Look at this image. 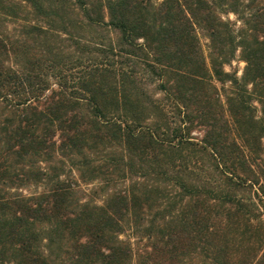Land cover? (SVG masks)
Masks as SVG:
<instances>
[{"label": "trees", "instance_id": "trees-1", "mask_svg": "<svg viewBox=\"0 0 264 264\" xmlns=\"http://www.w3.org/2000/svg\"><path fill=\"white\" fill-rule=\"evenodd\" d=\"M263 141L264 0H0V264H264Z\"/></svg>", "mask_w": 264, "mask_h": 264}, {"label": "rangeland", "instance_id": "rangeland-1", "mask_svg": "<svg viewBox=\"0 0 264 264\" xmlns=\"http://www.w3.org/2000/svg\"><path fill=\"white\" fill-rule=\"evenodd\" d=\"M228 16L232 20L236 19V16L233 13H230ZM202 41L205 44V47H207L208 39L206 38V36L202 35ZM244 67H245V62L242 61V59L240 57V53L238 52L236 58L232 61V63L230 65L226 66V69L228 71H236V72H238L239 76H242ZM203 134H204V131L202 128H199V127L194 128L193 135L195 137L201 138L203 136ZM80 184H81V186L78 187V196L82 200H87V199L92 198V199H96L97 201L101 202L100 201L101 197H99V198L97 197V196H101L100 195L101 191L99 190L100 185H98L97 181L80 182ZM26 190H28V192H31V189H26ZM26 190L24 192H26ZM39 190H41V189H39ZM120 237L123 239H126V240H130L133 243V248H134L135 252H138V250L142 249L144 244L148 240V239H144L141 242L140 239L135 237L134 234L132 233V231L129 229H127L124 233H122L120 235ZM137 261H138L137 256H136V254H134L133 264H137ZM180 264H192V254L188 255L187 258L184 260V262H182Z\"/></svg>", "mask_w": 264, "mask_h": 264}]
</instances>
